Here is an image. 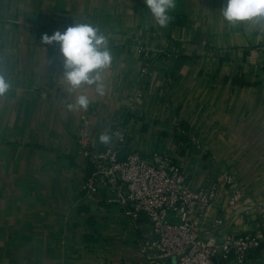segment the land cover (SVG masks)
Listing matches in <instances>:
<instances>
[{
	"label": "crops",
	"instance_id": "crops-1",
	"mask_svg": "<svg viewBox=\"0 0 264 264\" xmlns=\"http://www.w3.org/2000/svg\"><path fill=\"white\" fill-rule=\"evenodd\" d=\"M225 3L177 0L160 28L143 0H0V76L11 85L0 96V264H147L146 219H128L105 188L83 189L79 135L100 145L118 125L122 149L168 153L189 189L219 182L206 222L220 212V232L264 237V33L227 25ZM80 23L109 39L104 96L69 93L60 45L42 39ZM79 94L88 110L69 111ZM226 172L244 193L239 214L224 209ZM247 264H264V242Z\"/></svg>",
	"mask_w": 264,
	"mask_h": 264
},
{
	"label": "built area",
	"instance_id": "built-area-1",
	"mask_svg": "<svg viewBox=\"0 0 264 264\" xmlns=\"http://www.w3.org/2000/svg\"><path fill=\"white\" fill-rule=\"evenodd\" d=\"M144 51V47L138 48L139 55ZM123 129L113 127L109 146L97 145L81 132L78 143L90 170L83 189L91 194L105 188L116 196L128 219H146L151 239L141 251L148 255L147 264H247L263 244V235L220 232L224 225L220 212L206 222L219 182L189 189L185 171L168 153L122 149ZM223 178L230 192L224 209L242 206V188L232 174L226 172ZM198 221L206 228L205 233L200 232Z\"/></svg>",
	"mask_w": 264,
	"mask_h": 264
},
{
	"label": "clouds",
	"instance_id": "clouds-1",
	"mask_svg": "<svg viewBox=\"0 0 264 264\" xmlns=\"http://www.w3.org/2000/svg\"><path fill=\"white\" fill-rule=\"evenodd\" d=\"M146 8L160 28H167L174 17L177 0H143ZM227 25L238 28L244 26L250 32L264 33V0H226L220 9ZM47 44L58 43L64 58L63 78L69 93L78 92L85 86L95 88L98 96L106 94L103 73L112 63L109 39L102 31L89 23L68 26L63 32L57 30L51 36L44 34ZM11 85L0 76V96L6 95ZM92 103L86 94L76 96L68 103L69 111H87ZM112 133H101L98 143L109 146L113 142ZM123 135H120V140Z\"/></svg>",
	"mask_w": 264,
	"mask_h": 264
},
{
	"label": "water",
	"instance_id": "water-1",
	"mask_svg": "<svg viewBox=\"0 0 264 264\" xmlns=\"http://www.w3.org/2000/svg\"><path fill=\"white\" fill-rule=\"evenodd\" d=\"M235 209H236V210H235L236 213H238V214L246 210L245 207H241V206H240V207H237V208H235Z\"/></svg>",
	"mask_w": 264,
	"mask_h": 264
},
{
	"label": "trees",
	"instance_id": "trees-1",
	"mask_svg": "<svg viewBox=\"0 0 264 264\" xmlns=\"http://www.w3.org/2000/svg\"><path fill=\"white\" fill-rule=\"evenodd\" d=\"M249 233H251V232H249ZM257 234H261V233H257ZM262 235V234H261Z\"/></svg>",
	"mask_w": 264,
	"mask_h": 264
}]
</instances>
